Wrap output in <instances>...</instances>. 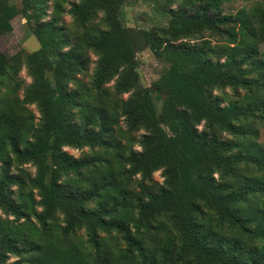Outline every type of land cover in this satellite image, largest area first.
Instances as JSON below:
<instances>
[{
    "label": "trees",
    "instance_id": "16d2710c",
    "mask_svg": "<svg viewBox=\"0 0 264 264\" xmlns=\"http://www.w3.org/2000/svg\"><path fill=\"white\" fill-rule=\"evenodd\" d=\"M11 1L0 0V36L21 16L39 48L0 53V212L6 217H0V264L9 258L11 264H264V151L222 138L247 136L246 120H264V52L257 50L264 43V3L232 15L223 13L232 0H164L166 26L133 30L121 18L127 0H79L67 10L55 3L49 21L48 0H21V8ZM65 14L81 38L62 52ZM215 37L225 43L212 45ZM143 50L164 65L149 87L137 72ZM89 51L96 62L85 84L77 76L87 72ZM23 66L31 84L19 100L4 91L15 92ZM227 88L243 91L246 105L223 97V106L214 92ZM154 94L162 98L160 110ZM31 105L37 123L26 114ZM120 118L129 133H143L128 137L140 151L115 156V176L104 166ZM64 147L103 150L75 159ZM26 164L35 168L33 177L25 169L12 172ZM240 167L260 174L240 180ZM158 171L157 190L126 189L137 176L143 187ZM68 176L79 180L71 187ZM256 197L262 202L253 209L247 203ZM57 213L60 227L51 221ZM160 217L169 224L153 226ZM158 229H167V237L146 242ZM81 230L87 249L69 241ZM112 233L123 248L107 246Z\"/></svg>",
    "mask_w": 264,
    "mask_h": 264
},
{
    "label": "rangeland",
    "instance_id": "374dc122",
    "mask_svg": "<svg viewBox=\"0 0 264 264\" xmlns=\"http://www.w3.org/2000/svg\"><path fill=\"white\" fill-rule=\"evenodd\" d=\"M65 1L66 3L64 4ZM79 0H48V11L47 15L44 19V21L50 20V14L52 10V6L55 3H61V6L65 10L68 9L67 4L69 3H77ZM256 1H259L260 3H264V0H232L229 3L225 4L223 6V13L224 14H236L239 10L246 7H253L254 3ZM164 0H127L121 10V18L123 21V24L131 28L133 30H148L152 27H160V26H166L168 23V20L170 18V15L168 13V8L165 6ZM11 4L16 5V7L21 8V0H12ZM172 8H175V5L172 6ZM100 17V15H99ZM98 20H95V23H98ZM12 31L8 34L0 36V53L4 54L5 56L9 57L11 55H14L18 51H24L25 53H31L36 51L39 48V43L35 39V37L32 35L31 29L29 25L26 24L25 20L18 16L15 19L12 20ZM61 25L64 31L62 32L61 36L65 41L68 43L66 47L63 48L62 52H66L69 50V45H75L80 42V32L81 30L77 28L73 23L72 19L68 15H64L63 19L61 20ZM207 37V34L204 35ZM212 42V45L216 44V41H219V43H225V38L223 37H215L210 39ZM193 42V41H191ZM258 53L264 52V43L260 44L258 47ZM88 69L87 72L80 73L77 77L80 81H82L85 84H89L91 81V76L93 69L95 67L96 57L95 55L89 51L88 53ZM138 61H139V67L137 69V72L139 74L140 84L143 87H149L154 81H156L161 73L164 70V65L157 62L154 58V56L151 54L149 50H143L139 52L136 55ZM259 57V56H258ZM47 77L51 78L50 73H47ZM17 88L15 92H13V88H8L7 92L4 91V93L11 97V96H18L19 100L22 99L24 91L28 88V86L31 84V78L28 76L26 69L23 67H20L18 73H17ZM114 85V82L109 83L106 88L109 90V92H112V86ZM214 95L221 98L222 105L225 106V102L223 101V97H226L225 101H232L240 103L239 98H243L244 92L240 91L238 94L233 93L230 89H225L224 91H215ZM12 98V97H11ZM127 98V95H123L122 99L125 100ZM156 108L157 110H160L162 98L158 95H153ZM108 107L112 106V103L110 101L105 102ZM246 103H243L242 106H245ZM27 115H32L34 117L35 123L39 120V113L35 107V105H31L27 107ZM78 117V116H77ZM75 121H78L77 118ZM244 126H250V133L247 136H239V137H231L228 135H222V138L226 141H230L233 144L237 143L238 145H245V144H251L255 148H260V151H264V120L261 119H248L246 120V123ZM200 130V128H199ZM142 131H139L137 133H129L126 131V127L123 123V119L120 118L118 121V124L115 126L113 132L108 136V140L112 141L114 143L113 150L109 151L108 155V165L104 167H110L113 171L115 176L117 175V168L118 165L115 161V156L119 153L124 154L126 153L125 150H129L130 148H133L135 151H140V148L137 144H133L130 147V140L128 137H132L133 139H138L140 135L142 134ZM102 148H96L94 150H90L88 148H82V149H73L71 147H64L63 151L67 154L71 155L75 159L94 155V153H101ZM244 152H246L244 150ZM17 168V169H16ZM12 168L13 173H17L20 169H25L32 177L35 175V168L31 164H26L20 167ZM239 178L242 177L240 180H245L248 177H252L255 175L260 174L259 172L255 171L254 169L249 168H243L240 167L238 169ZM86 174H83L82 177H85ZM65 180L67 182H70L69 186H73V184L77 183L79 178H76V182L73 183L72 176L65 177ZM239 180V181H240ZM140 177L137 176L134 178L131 183H129L126 186V189L133 193H138L142 190H148V191H155L163 184V178L161 176V172H154L151 179L149 181L144 182L143 187L140 186ZM76 186H79L76 185ZM15 190V189H14ZM114 198V195H111L109 200ZM36 200L38 198L36 197ZM262 198L256 197L252 198L248 201L247 204L250 205L251 208H257L258 205H261ZM91 207H94V204L91 205ZM261 207V206H259ZM37 211H40L39 208H37ZM0 217L3 219L4 217L0 212ZM211 218V215L208 216ZM9 220H12V217L8 218ZM31 220L33 221L34 218L31 217ZM52 223L55 226H62L63 225V216L60 213L55 214L53 219L51 220ZM169 224L168 223V217H160L157 222H154L152 225H158V224ZM58 230V229H55ZM168 231L167 229H158V230H152L146 235V242L150 244H155L156 242H160L161 240L165 239L167 237ZM101 236H104L103 234ZM115 237L120 238L117 235L111 234V238L108 239L106 242L107 246L109 248L115 249L117 246L119 248H123L124 244L119 239V243H115ZM69 241L72 244L78 245L83 247L84 249H87V244L85 243V236L84 232L77 231L74 235L71 236V239ZM106 249V248H105ZM15 259L9 258L7 261V264H11L14 262Z\"/></svg>",
    "mask_w": 264,
    "mask_h": 264
}]
</instances>
